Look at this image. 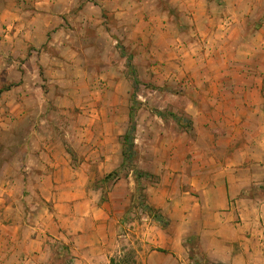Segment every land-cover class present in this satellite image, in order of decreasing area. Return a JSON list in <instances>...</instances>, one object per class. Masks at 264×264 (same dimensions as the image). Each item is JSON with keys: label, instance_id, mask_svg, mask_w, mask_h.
Segmentation results:
<instances>
[{"label": "rangeland", "instance_id": "374dc122", "mask_svg": "<svg viewBox=\"0 0 264 264\" xmlns=\"http://www.w3.org/2000/svg\"><path fill=\"white\" fill-rule=\"evenodd\" d=\"M0 9V173L64 145L84 176L71 185L101 193L119 218L112 258L143 264L147 227L168 223L148 210L151 197L175 182L193 117L208 109L200 93L264 64V34H253L264 0H6ZM131 110L133 153L121 166ZM54 247L49 264L74 262L69 245Z\"/></svg>", "mask_w": 264, "mask_h": 264}, {"label": "crops", "instance_id": "0c3cea01", "mask_svg": "<svg viewBox=\"0 0 264 264\" xmlns=\"http://www.w3.org/2000/svg\"><path fill=\"white\" fill-rule=\"evenodd\" d=\"M245 67L200 93L208 109L193 117L175 182L151 197L168 223L147 227L143 264H264V64ZM54 147L39 166L29 154L0 173V264H49L54 243L69 245L70 264H111L119 218L101 193L71 185L84 176Z\"/></svg>", "mask_w": 264, "mask_h": 264}, {"label": "trees", "instance_id": "16d2710c", "mask_svg": "<svg viewBox=\"0 0 264 264\" xmlns=\"http://www.w3.org/2000/svg\"><path fill=\"white\" fill-rule=\"evenodd\" d=\"M135 84H139V80L137 79V77L135 78ZM134 118H135V112L133 111V110H131V112H130V121H131V127L129 128V131L126 133V135L124 136V142H123V156H124V161H123V163H122V165L121 166H125L129 161H130V159H129V161L127 160L129 157H132V153H133V146H134V144H133V140H132V136L130 135V133L131 132H134L135 130H136V127H135V124H134ZM130 132V133H129ZM130 163V162H129ZM118 170H116V171H113L111 174H109L108 175V178L109 177H112V176H116V175H118ZM148 174L147 173H145L144 172V174H141V172L140 173H138L137 174V177H138V179L137 180H139L140 178H142L143 176H147ZM140 186V185H139ZM139 189H140V187H138ZM148 210L149 211H151L152 213H153V215H154V217L156 218V219H159L160 221H161V219L160 218H162V215L161 214H159V212L156 210V209H154L153 207H151V206H149L148 207ZM119 262H117V260L115 259V258H112L111 259V264H118Z\"/></svg>", "mask_w": 264, "mask_h": 264}]
</instances>
